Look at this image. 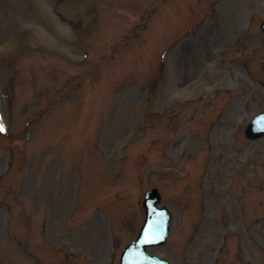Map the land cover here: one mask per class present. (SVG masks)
Returning a JSON list of instances; mask_svg holds the SVG:
<instances>
[{
	"label": "rangeland",
	"instance_id": "rangeland-1",
	"mask_svg": "<svg viewBox=\"0 0 264 264\" xmlns=\"http://www.w3.org/2000/svg\"><path fill=\"white\" fill-rule=\"evenodd\" d=\"M264 0H0V264L151 253L264 264Z\"/></svg>",
	"mask_w": 264,
	"mask_h": 264
},
{
	"label": "water",
	"instance_id": "water-1",
	"mask_svg": "<svg viewBox=\"0 0 264 264\" xmlns=\"http://www.w3.org/2000/svg\"><path fill=\"white\" fill-rule=\"evenodd\" d=\"M264 28V24L262 25ZM247 136L250 138L259 137L264 134V114L259 120L256 119L251 123L246 130ZM144 205L147 208V227H149V233L154 236V242H151L145 235H143L141 242L135 244L128 253L130 256H125L122 264H169L166 260L159 259L154 256H150L146 253V246L153 243H164L169 235L168 220L170 218L168 212L165 209H159L156 205L160 201V195L157 190H152L147 193ZM161 235H164L163 237ZM158 241V242H155ZM140 248V249H134Z\"/></svg>",
	"mask_w": 264,
	"mask_h": 264
},
{
	"label": "snow or ice",
	"instance_id": "snow-or-ice-1",
	"mask_svg": "<svg viewBox=\"0 0 264 264\" xmlns=\"http://www.w3.org/2000/svg\"><path fill=\"white\" fill-rule=\"evenodd\" d=\"M3 131H4L3 127H2V126H0V132H3Z\"/></svg>",
	"mask_w": 264,
	"mask_h": 264
}]
</instances>
